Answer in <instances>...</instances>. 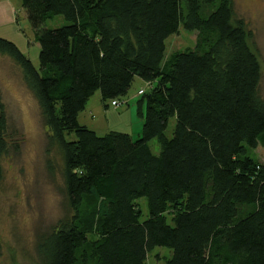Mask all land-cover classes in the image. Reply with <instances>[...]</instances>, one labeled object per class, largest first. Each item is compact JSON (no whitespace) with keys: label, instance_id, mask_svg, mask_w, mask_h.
I'll return each instance as SVG.
<instances>
[{"label":"trees","instance_id":"obj_1","mask_svg":"<svg viewBox=\"0 0 264 264\" xmlns=\"http://www.w3.org/2000/svg\"><path fill=\"white\" fill-rule=\"evenodd\" d=\"M20 1L39 66L1 37L0 57L37 101L71 210L39 237V264H146L155 248L164 264H264L261 68L232 0ZM56 16L65 24L46 28ZM180 28L195 44L166 57ZM136 78L151 84L140 138L78 122L96 92L120 102ZM10 149L0 97V183Z\"/></svg>","mask_w":264,"mask_h":264},{"label":"rangeland","instance_id":"obj_2","mask_svg":"<svg viewBox=\"0 0 264 264\" xmlns=\"http://www.w3.org/2000/svg\"><path fill=\"white\" fill-rule=\"evenodd\" d=\"M232 3L235 16L245 23L250 46L258 57L261 68L258 93L264 99V0H232ZM18 14L16 29L19 37L1 32L3 36L0 37L13 42L38 68L39 46L34 41L33 29L26 16ZM64 24L63 18L56 16L47 20L44 26L58 28ZM195 34L180 28L178 34L165 40V56L192 48ZM134 81L127 95L119 100L121 104L117 108L111 106L110 100H102L96 92L88 100L78 122L98 136L116 131L128 133L133 140L140 138L143 119L136 114V101L141 98L136 92L140 88L147 93L149 87L138 78ZM0 97L6 106L9 133L17 145V151L10 149L8 157L2 161L0 264H39V237L48 233L58 221L71 216L64 192L61 155L56 146L49 144L37 101L24 84L18 66L8 57H0ZM127 109H130L132 119L128 114L124 115ZM89 113V120L96 123V127L83 121L82 117ZM174 124L173 119L168 123L165 132L168 138L172 136ZM149 145L154 154L159 152L156 140ZM254 153L264 164V149L258 147ZM140 205L145 218L147 207L143 199ZM169 255L166 248H155L146 264H164L163 258Z\"/></svg>","mask_w":264,"mask_h":264},{"label":"crops","instance_id":"obj_3","mask_svg":"<svg viewBox=\"0 0 264 264\" xmlns=\"http://www.w3.org/2000/svg\"><path fill=\"white\" fill-rule=\"evenodd\" d=\"M18 13H21L24 16H26L24 9L21 7V1L20 0H0V32L1 33H12L14 36L19 37L18 30L16 29V25H17V21H18V15H19ZM1 33H0V35L3 36ZM7 35H9V34H7ZM136 82H139V81H136ZM140 90H141L140 88L137 90V92H136L137 95H138V91H140ZM138 96H140V95H138ZM127 102H125V103L127 104ZM84 111L78 115V121H80V117L82 116ZM97 111H98V109H97ZM125 114H128L129 118L132 119V113H131L130 109H127L124 112V115ZM89 116H90V113L88 114L87 117H82L83 121H86V123H88L89 125L96 127V123H93L92 121H90ZM140 118H142V117H140ZM79 123L86 126L82 122H79Z\"/></svg>","mask_w":264,"mask_h":264},{"label":"built area","instance_id":"obj_4","mask_svg":"<svg viewBox=\"0 0 264 264\" xmlns=\"http://www.w3.org/2000/svg\"><path fill=\"white\" fill-rule=\"evenodd\" d=\"M148 84V87H149V89L151 88V84L150 83H147ZM144 90H140V91H138V95H143L144 94ZM125 103V102H124ZM121 103L120 102H117V101H112L111 102V106L112 107H114V108H117L119 105H120Z\"/></svg>","mask_w":264,"mask_h":264}]
</instances>
